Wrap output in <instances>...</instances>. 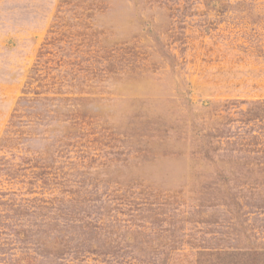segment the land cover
Here are the masks:
<instances>
[{
    "label": "rangeland",
    "instance_id": "rangeland-1",
    "mask_svg": "<svg viewBox=\"0 0 264 264\" xmlns=\"http://www.w3.org/2000/svg\"><path fill=\"white\" fill-rule=\"evenodd\" d=\"M255 248L264 0H0V264Z\"/></svg>",
    "mask_w": 264,
    "mask_h": 264
},
{
    "label": "trees",
    "instance_id": "trees-1",
    "mask_svg": "<svg viewBox=\"0 0 264 264\" xmlns=\"http://www.w3.org/2000/svg\"><path fill=\"white\" fill-rule=\"evenodd\" d=\"M212 255V254H211ZM220 264H264V248L213 253Z\"/></svg>",
    "mask_w": 264,
    "mask_h": 264
}]
</instances>
